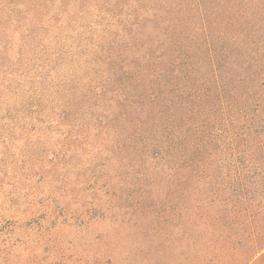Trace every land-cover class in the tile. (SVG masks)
I'll list each match as a JSON object with an SVG mask.
<instances>
[{
    "label": "trees",
    "instance_id": "obj_1",
    "mask_svg": "<svg viewBox=\"0 0 264 264\" xmlns=\"http://www.w3.org/2000/svg\"><path fill=\"white\" fill-rule=\"evenodd\" d=\"M2 139L25 159L63 139L69 153L87 146L143 169L139 196L111 203L103 242L76 246L61 231L53 260L132 264L173 232L176 192L204 185L198 204L218 209L201 220L209 235L186 228L162 263L206 264L244 242L250 264L264 251V0H0ZM15 164L6 177L22 182Z\"/></svg>",
    "mask_w": 264,
    "mask_h": 264
},
{
    "label": "rangeland",
    "instance_id": "obj_2",
    "mask_svg": "<svg viewBox=\"0 0 264 264\" xmlns=\"http://www.w3.org/2000/svg\"><path fill=\"white\" fill-rule=\"evenodd\" d=\"M64 143L62 139L58 149L53 142L41 145L27 151L29 157L25 159L26 150L15 148L22 143L0 140V255L13 258L34 255L37 264H63L62 258L53 260L54 249L50 244L53 236L59 237L60 232L66 230L67 241L76 246L83 242L87 245L94 241L102 243L115 226L110 216L114 211L110 209L111 203L119 201L127 206L132 202L131 196H139L136 187L131 188V183L137 181L136 176L143 170L133 165L136 161L124 156L110 157L87 146L81 153L72 154ZM94 146L100 144L96 142ZM9 161L17 162L15 172L22 174V182L6 177ZM24 163L27 166L35 163L40 170L20 169ZM36 172L37 175L31 176ZM48 174L53 178L49 180ZM205 191L204 185L190 189L188 194L177 191L179 201L169 211L177 221L173 232L157 235L146 254L133 255L132 264H163L170 256L171 245L185 239L186 228L193 227L197 234H203L201 220L218 211L212 198L198 204ZM189 195L195 201L187 203ZM160 215L165 216L163 211ZM88 221L92 225L83 231V224ZM61 222H73L75 227L70 229ZM248 245L251 244L234 243L221 259L211 258L206 264H246L253 253ZM184 255L191 257V252ZM250 264H264V251Z\"/></svg>",
    "mask_w": 264,
    "mask_h": 264
}]
</instances>
